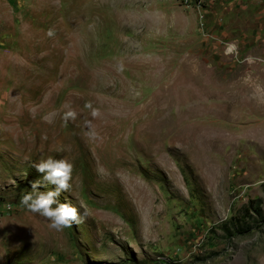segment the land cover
Wrapping results in <instances>:
<instances>
[{"label": "rangeland", "instance_id": "1", "mask_svg": "<svg viewBox=\"0 0 264 264\" xmlns=\"http://www.w3.org/2000/svg\"><path fill=\"white\" fill-rule=\"evenodd\" d=\"M201 14L0 0V264H264V0ZM49 157L62 232L20 203Z\"/></svg>", "mask_w": 264, "mask_h": 264}, {"label": "clouds", "instance_id": "2", "mask_svg": "<svg viewBox=\"0 0 264 264\" xmlns=\"http://www.w3.org/2000/svg\"><path fill=\"white\" fill-rule=\"evenodd\" d=\"M49 36L53 32L49 31ZM99 113L93 110L92 115L95 117ZM54 114L46 117V120L51 123ZM76 113L68 111L65 114V121L75 119ZM36 171L42 174V180H36L31 183V191H25L20 203L32 214L39 215L48 222L50 229L57 232H62L65 229L71 228L75 224L83 222V217L80 210L73 206L70 202L60 203L58 197L62 192H68L72 187L73 164L65 159H48L33 165ZM49 185H54V190L37 191V189Z\"/></svg>", "mask_w": 264, "mask_h": 264}, {"label": "built area", "instance_id": "3", "mask_svg": "<svg viewBox=\"0 0 264 264\" xmlns=\"http://www.w3.org/2000/svg\"><path fill=\"white\" fill-rule=\"evenodd\" d=\"M214 0H184L185 3V8H188L191 10V8H198L199 13H203L208 5L212 3ZM202 14H201V19H202Z\"/></svg>", "mask_w": 264, "mask_h": 264}, {"label": "trees", "instance_id": "4", "mask_svg": "<svg viewBox=\"0 0 264 264\" xmlns=\"http://www.w3.org/2000/svg\"><path fill=\"white\" fill-rule=\"evenodd\" d=\"M238 232H241V233H242V232H243V230H241V231H237V233H238Z\"/></svg>", "mask_w": 264, "mask_h": 264}]
</instances>
